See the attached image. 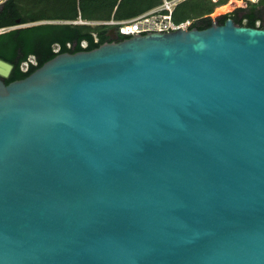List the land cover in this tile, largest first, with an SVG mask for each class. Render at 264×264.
<instances>
[{"label": "water", "instance_id": "95a60500", "mask_svg": "<svg viewBox=\"0 0 264 264\" xmlns=\"http://www.w3.org/2000/svg\"><path fill=\"white\" fill-rule=\"evenodd\" d=\"M212 19L0 59V264H264V27Z\"/></svg>", "mask_w": 264, "mask_h": 264}, {"label": "trees", "instance_id": "16d2710c", "mask_svg": "<svg viewBox=\"0 0 264 264\" xmlns=\"http://www.w3.org/2000/svg\"><path fill=\"white\" fill-rule=\"evenodd\" d=\"M226 2L184 0L175 6L172 18L180 21L202 17L194 26L205 28L212 21L204 16ZM160 3L161 0H5L0 3V28H4L0 31V59L10 63L12 68L2 80L8 83L24 78L58 53L92 49L109 40L108 31L113 26L73 23L78 18L87 21L109 20L111 17L126 19ZM263 17L264 0H260L258 4L223 13L215 20L222 24L232 18L238 25L256 27V21ZM16 19H19L18 23ZM121 38L118 35V39ZM82 42H86V46H82ZM23 63H26L25 68Z\"/></svg>", "mask_w": 264, "mask_h": 264}, {"label": "built area", "instance_id": "2783aa9c", "mask_svg": "<svg viewBox=\"0 0 264 264\" xmlns=\"http://www.w3.org/2000/svg\"><path fill=\"white\" fill-rule=\"evenodd\" d=\"M5 0H0L2 3ZM184 0H161V3L143 13L135 15L130 18L116 20L111 17L109 20L102 21H87L81 18L73 21V23L79 24H105L115 28L117 35L123 37H129L138 33H146L152 31L168 32L177 29H185L194 26L201 21L202 17H188L180 21H174L172 14L175 6ZM217 1V0H212ZM260 0H227L226 3L218 5L215 9L204 17H209L211 21L212 17H215L232 11L238 7H245L247 5L258 4ZM256 27L264 26V17L256 21ZM3 31V28H0ZM82 46H86V42L81 43Z\"/></svg>", "mask_w": 264, "mask_h": 264}, {"label": "rangeland", "instance_id": "374dc122", "mask_svg": "<svg viewBox=\"0 0 264 264\" xmlns=\"http://www.w3.org/2000/svg\"><path fill=\"white\" fill-rule=\"evenodd\" d=\"M5 29H8V28H5ZM3 30H4V28H3ZM30 60H33V57H30ZM25 66H26V63H23V64H22V67L25 68Z\"/></svg>", "mask_w": 264, "mask_h": 264}]
</instances>
